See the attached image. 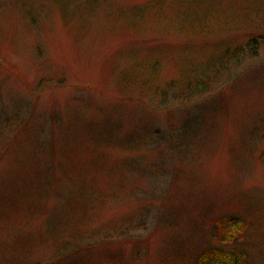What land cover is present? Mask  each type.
I'll list each match as a JSON object with an SVG mask.
<instances>
[{
	"label": "rangeland",
	"instance_id": "374dc122",
	"mask_svg": "<svg viewBox=\"0 0 264 264\" xmlns=\"http://www.w3.org/2000/svg\"><path fill=\"white\" fill-rule=\"evenodd\" d=\"M263 147L264 0H0V264H264Z\"/></svg>",
	"mask_w": 264,
	"mask_h": 264
},
{
	"label": "trees",
	"instance_id": "16d2710c",
	"mask_svg": "<svg viewBox=\"0 0 264 264\" xmlns=\"http://www.w3.org/2000/svg\"><path fill=\"white\" fill-rule=\"evenodd\" d=\"M148 8L140 7V9L135 10L134 14L129 10L128 13L143 20L147 15ZM256 42H258L257 39L251 38L243 44L224 46L220 50L219 55L209 53L204 59L206 61H202L201 65L196 68H192L190 64H186L183 67V72L178 77L177 89L183 94H198L205 91L210 80V75L214 74L212 71H215L219 66L225 67V61L237 65L245 56L253 54ZM138 67L134 69L136 70L135 72H142L143 67ZM260 158L264 162V147L260 152ZM216 228L220 238L222 237V239L232 243L237 230L241 228V224L239 218L225 217L219 219V222L216 223ZM194 264H249V255L245 250L238 247L225 249L219 246H212L203 249L198 254Z\"/></svg>",
	"mask_w": 264,
	"mask_h": 264
}]
</instances>
